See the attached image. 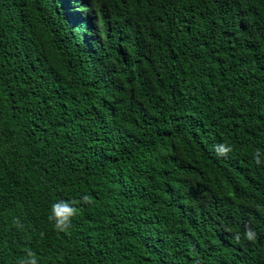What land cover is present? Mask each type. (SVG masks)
<instances>
[{"label":"trees","instance_id":"16d2710c","mask_svg":"<svg viewBox=\"0 0 264 264\" xmlns=\"http://www.w3.org/2000/svg\"><path fill=\"white\" fill-rule=\"evenodd\" d=\"M30 252L264 264V0H0V264Z\"/></svg>","mask_w":264,"mask_h":264},{"label":"clouds","instance_id":"9594fccd","mask_svg":"<svg viewBox=\"0 0 264 264\" xmlns=\"http://www.w3.org/2000/svg\"><path fill=\"white\" fill-rule=\"evenodd\" d=\"M214 151L217 156L223 157L227 156L231 151L232 148L230 145H226L223 143H219L214 145ZM261 153L257 150L256 153L253 155V159L257 165L262 163L260 159ZM80 202L83 204L92 203V198L88 195H84L80 198ZM76 201H65V200H58L57 202L51 205V214L49 215L48 219L50 221H54V227L57 231L66 232L69 230L72 222V217L78 214V209L75 206ZM237 242L241 239V234L236 233L233 236ZM243 239L254 242L257 239V233L252 228H246L243 232ZM30 259L26 261V264H37L34 254L29 253Z\"/></svg>","mask_w":264,"mask_h":264}]
</instances>
